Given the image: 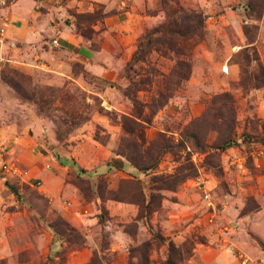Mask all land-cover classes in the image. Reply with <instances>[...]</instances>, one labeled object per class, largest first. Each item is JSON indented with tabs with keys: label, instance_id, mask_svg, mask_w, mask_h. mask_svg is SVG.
<instances>
[{
	"label": "rangeland",
	"instance_id": "obj_1",
	"mask_svg": "<svg viewBox=\"0 0 264 264\" xmlns=\"http://www.w3.org/2000/svg\"><path fill=\"white\" fill-rule=\"evenodd\" d=\"M16 1L0 0V264H264V10ZM174 9L193 12L182 37Z\"/></svg>",
	"mask_w": 264,
	"mask_h": 264
},
{
	"label": "trees",
	"instance_id": "obj_2",
	"mask_svg": "<svg viewBox=\"0 0 264 264\" xmlns=\"http://www.w3.org/2000/svg\"><path fill=\"white\" fill-rule=\"evenodd\" d=\"M248 7H249V9H251V11H256L258 13V15H260V16L263 15L262 14V12L264 10V6L263 5L262 6H257L254 3L253 0H249ZM173 12L178 13L177 20L175 21L176 23L174 22L176 24V26H177L176 34L182 37L184 35V26L183 25L188 21V19L191 18L190 21L192 20V24H193V12H184V11H181V10H178V9H174ZM172 22H173V20H172ZM174 23H172V25H175ZM250 30H251V27L244 26V33H245V35L247 37H249V33L251 32ZM153 40H151V38L141 40L138 43L137 49L134 52V54L132 55L131 60L129 62L135 63V62H138V61H144L146 59L147 54L151 50V43L153 42ZM246 58H249V56L246 55ZM257 59H258V57H257L256 53H254L253 54V60H257ZM258 65H259V68L257 69V72L254 75V79H255L256 85L257 86H261V85H264V67H262V65L260 63H258ZM228 144H229V141H225L222 144V147H225ZM155 163H156V160H155ZM63 232H66V230H63ZM156 236L160 240H164V238L162 236H160V235H156ZM166 263L167 264H176L173 261V259L170 258V257H168L166 259Z\"/></svg>",
	"mask_w": 264,
	"mask_h": 264
},
{
	"label": "built area",
	"instance_id": "obj_3",
	"mask_svg": "<svg viewBox=\"0 0 264 264\" xmlns=\"http://www.w3.org/2000/svg\"><path fill=\"white\" fill-rule=\"evenodd\" d=\"M2 167L6 171H10L11 170L10 166H8L7 164H3Z\"/></svg>",
	"mask_w": 264,
	"mask_h": 264
},
{
	"label": "crops",
	"instance_id": "obj_4",
	"mask_svg": "<svg viewBox=\"0 0 264 264\" xmlns=\"http://www.w3.org/2000/svg\"><path fill=\"white\" fill-rule=\"evenodd\" d=\"M25 1H27V0H17L15 4H20V5L22 4V5H24V4H26Z\"/></svg>",
	"mask_w": 264,
	"mask_h": 264
}]
</instances>
